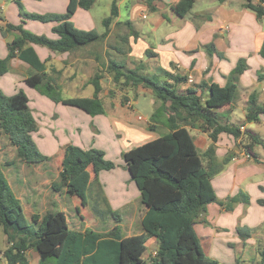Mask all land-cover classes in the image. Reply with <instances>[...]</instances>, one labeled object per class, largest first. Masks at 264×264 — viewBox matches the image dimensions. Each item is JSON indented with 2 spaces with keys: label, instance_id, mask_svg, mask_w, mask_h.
<instances>
[{
  "label": "crops",
  "instance_id": "crops-1",
  "mask_svg": "<svg viewBox=\"0 0 264 264\" xmlns=\"http://www.w3.org/2000/svg\"><path fill=\"white\" fill-rule=\"evenodd\" d=\"M115 1L118 15L110 23L109 34L102 39L101 43L91 42L66 52H54L45 46L30 44L39 59L45 63V71L58 86L65 85L76 88L78 91L76 95L64 98L92 97L94 87L91 79L99 70L108 73L107 66L110 61L120 64L124 62L122 65L131 69L141 64L145 65L141 69L144 74H151L155 66L159 65L158 67L171 73L190 76L192 81L181 85V88H185L201 83L226 85L235 59L245 57L247 68L239 75L236 82L237 91L241 90L239 100H233L217 108L216 112L223 124L238 125L242 128V132L245 129H252L261 139H264V114L259 116L258 122L245 120L248 96L252 91H257L255 88L258 86V71L264 69V57L259 55L260 47L264 43V17L257 19L255 13L246 7V0H195L190 11L182 17L178 16L171 7L178 0H153L151 4L145 0ZM114 29L123 31L120 40L126 43V48L124 49L121 44H113L115 56L108 57L109 49L112 47L107 39ZM132 31H135L137 36L132 35ZM249 44L254 48L251 58L246 52ZM96 45L103 49V58L100 60H98L99 55L92 51ZM84 49H87L86 52H83ZM147 49L154 52L152 58L146 57ZM1 50L0 57L7 54L5 50ZM9 68L15 74H11L13 79L9 78V72L3 74L9 80L8 90L14 91V85L18 84L26 86L22 90L28 96L30 112L37 122V129L31 133V136L37 149L49 157L47 161L34 165L43 169L34 172L28 170V164L19 158H17L18 162L13 161V165L20 166L17 173H21L24 179H21L22 185L18 193L14 191V188L20 181L15 171L11 170L12 164L7 168L8 177L4 174L20 202L24 194L28 196L26 203L30 207L28 211L26 205V211L30 215L37 213L35 211L37 206L44 201V195L37 191L38 184L41 185L45 181L47 174L45 164L52 157H56L59 163L57 179L64 146L71 143L84 149L94 147L102 150L107 160H113L115 155L122 169H116L117 165L110 170H100L96 175V178L101 179L102 187H100L110 205L107 207L112 210L120 206L126 210L124 217L119 215L116 224L121 227L126 223L137 226L135 231L130 230L124 233L126 236L140 233L141 219L146 207L140 202V192L125 167L122 153L163 135L158 131V120L155 122L152 119V114L160 102L156 100L151 90L142 86L137 87L139 93L150 97L152 106L148 109L149 116L141 117V119H147L146 125L143 126L136 120L133 121L126 112L119 110L118 104H114V98L117 95L121 96L120 94L124 92L115 90L109 76L102 78L101 81L106 85L101 84L98 94L103 113L90 115L76 106L55 102L42 92H34L35 88L28 86L25 82L27 75L34 71L27 62L13 57L9 61ZM87 86L88 88H85ZM260 86H262V93L257 91L258 102L264 104L263 83ZM29 91L33 92L32 105ZM112 91H114L113 94H111ZM202 93L203 97L207 96V87L203 88ZM128 101L131 103V108L132 104L139 102V100H131L130 97ZM120 104H125L122 99ZM125 107L128 106L125 105ZM235 108L241 110L238 117L240 119L237 120ZM233 120H236L235 123ZM166 130L168 131V128ZM189 132L196 147L199 146L202 152L205 151L211 142L208 134L197 127L189 128ZM243 141V134L238 138L228 133H221L218 136L215 154L217 162H221L229 152H235V154L211 178L216 200L205 206V210L198 215L194 223V230L202 251L220 264H257L258 262H254V257L260 255L264 247V212H262L264 210V156L260 155L257 158L246 156L241 147ZM30 174H36L34 181L28 178ZM96 178L90 170L88 185ZM56 179H52L51 189V184ZM25 183L28 185L26 188V191L29 190L28 195L23 191L24 187H27L23 186ZM60 191L65 192L64 189ZM130 191H132V199ZM120 194L121 197H119ZM256 200H261L262 205L257 204ZM50 203L55 206V201L52 200ZM79 204L80 207L75 205L78 214L80 209L89 207L87 197L86 204L82 205L81 200ZM44 209L47 210V208ZM64 212L66 214V211ZM156 249L157 240L155 237H150L146 242L143 258L149 259L155 255Z\"/></svg>",
  "mask_w": 264,
  "mask_h": 264
},
{
  "label": "trees",
  "instance_id": "trees-1",
  "mask_svg": "<svg viewBox=\"0 0 264 264\" xmlns=\"http://www.w3.org/2000/svg\"><path fill=\"white\" fill-rule=\"evenodd\" d=\"M151 4L153 0H145ZM195 0H178L172 4L178 16H184ZM95 0H68L66 11L61 15H30L43 21H59L52 28L56 37L36 35L10 23L7 30H19L20 36L7 43L8 54L0 58V75L8 71L13 57L30 64L34 70L25 78L28 86L40 88L41 92L55 102L76 106L90 115L103 113L99 98L102 78L99 70L91 79L94 87L92 97L64 98L59 86L45 71L42 62L30 44L45 46L54 52L71 51L79 46L102 40L109 34V25L117 17L116 1L111 4L110 14L103 19L105 30L80 29L69 18L78 7L89 9ZM246 7L257 19L264 17V0H246ZM132 35L137 36L135 31ZM146 57L154 53L147 49ZM259 55L264 57V43ZM239 60L234 72L229 74L224 86L216 83H201L181 88L187 82L186 75L171 73L156 67L151 74L139 73L140 66L127 68L110 61L107 72L113 73L111 81L121 90L126 86L148 88L160 104L152 114L157 121L160 112L166 114L168 131L162 136L145 142L122 153L131 179L140 192V202L146 207L141 219L142 231L126 236L119 224L106 232L86 228L84 231L71 229L63 210L48 211L44 215L33 213L27 220L20 199L11 189L0 166V226L7 240L3 250L6 264H29L26 251L33 248L39 255L38 264H220L205 255L194 230L195 219L205 206L216 200L211 178L235 154L229 152L221 162L216 160V142L221 133L244 136L242 149L255 157L253 147L262 144V139L252 129L241 131L238 125L221 122L216 109L233 101L237 91L236 81L246 69V63ZM264 74L258 72V82ZM208 94L203 97V88ZM114 91L111 92L113 94ZM125 103L127 96L122 95ZM28 96L20 89L10 96L0 91V136L7 135L16 149L17 157L26 164L37 165L49 159L36 147L31 133L37 129V122L28 106ZM264 114V104L258 102L257 91H252L245 106V120L258 122ZM197 127L208 134L211 142L200 154L189 132ZM151 128V127H150ZM205 159V163H204ZM10 160L6 165L12 164ZM115 167L113 161L104 157L100 149L81 148L75 144L63 147V157L58 180L52 182L54 191L64 189L70 196H77L86 204V189L90 182V170L94 178L100 170ZM77 210L79 208L77 207ZM117 221L119 215L108 208ZM150 237L157 240L155 255L143 258L146 242ZM261 255L264 256V247ZM257 264H264V260Z\"/></svg>",
  "mask_w": 264,
  "mask_h": 264
},
{
  "label": "rangeland",
  "instance_id": "rangeland-1",
  "mask_svg": "<svg viewBox=\"0 0 264 264\" xmlns=\"http://www.w3.org/2000/svg\"><path fill=\"white\" fill-rule=\"evenodd\" d=\"M67 2L68 0H0V51H2L1 49H3V51L5 50V53L8 54L7 43H9L13 38L20 36L19 30H14V29L7 30L5 25L1 21L5 23H10L15 26L19 25L22 27V29L29 31L33 34L43 35V36H46L47 38L54 39L56 36H55V33L52 31V28L55 25H57L59 21L53 20V19L43 21L40 19L32 18L30 17V15H38V16H46V15H53V14L61 15L65 13L66 11ZM111 2L112 0H95V2L92 4V6L89 9L78 8L77 11L69 18V20L76 27L80 29H85V30L95 29L99 33H102L105 30L102 24V21L104 18H106L110 14V9H111V4H112ZM122 32L123 31L120 29L118 30L114 29L110 33L107 39V42L110 45V47H112L113 44H121L124 49L126 48V43L120 40V36L122 35ZM94 42L101 43L102 40H98ZM253 49H254L253 46L249 44L246 52L248 53V57L250 58L252 57L251 52L253 51ZM86 50L87 49H84L83 52H86ZM109 50L110 51H109L108 57L115 56L116 52L113 49V47L110 48ZM92 51L96 52L99 55L98 60L103 58V49L101 46L96 45L95 47L92 48ZM7 54L6 55L4 54V56L0 58L2 59L5 58ZM122 57H125V56H122ZM242 59H243L242 62L246 63L245 57L236 58L234 61V67L232 68L231 71H229V73L234 72V70L238 66L239 60H242ZM141 65H139L141 67L139 70V73H142L141 69L142 67L145 66V65H142V66ZM158 66H155V67H158ZM246 68H247V65H246ZM10 70L11 69L8 67V71H7L9 72L8 76L9 78L13 79V76L11 74H15V72L13 71L11 72ZM258 72H261L264 74V69L259 70ZM103 74L104 76H107V77L109 76L110 79L113 75V73H105V72ZM102 83L106 85V83L104 82ZM261 83H263L264 85V79L258 82V86L255 88L260 93H262V90H261L262 86H260ZM89 87L92 88L91 85H89ZM9 88H10L9 80L6 78L5 75L4 76L3 74L0 75V91L6 96H10L11 93H14V91L17 92L22 88H26V86L24 84L14 85V91L8 90ZM85 88H88V86ZM114 88L115 90L118 89L124 92L125 95L127 94L126 95L127 100H125V104L127 103L129 97L131 98V100H134V101L139 100L138 103L132 104V108L125 107V104H122V105L120 104V99L122 98V95H123L122 93L120 94L121 96L117 95L114 98V104L115 105L118 104L120 106L118 109L126 112V114L129 115L133 121L136 120L137 123L145 126L147 119L139 120L138 118L136 119V117H138V115L142 118L145 115L149 116L148 109L152 107L150 104V97L146 94L139 93V91L137 90V87L126 86L124 87L123 90H121L119 86L114 85ZM59 89H60V94L62 97H72V95H76L75 93H78V91H76V88L66 87L65 85H60ZM38 91L41 93V89L39 87L34 89V92H38ZM240 91L241 90L236 91V94L233 100H239V97L241 95ZM28 93L30 96V104L32 105L33 100H31V98H32L33 92L29 91ZM239 108L234 109V111L236 112V117H237L236 120L240 119L238 118L240 117L239 114L241 113V110ZM165 117H166L165 113L160 112V115L158 117V124H159L158 131L161 132L162 134H165L167 132ZM235 121L233 120L234 123ZM197 149H198V152L202 154L201 148L199 146L197 147ZM254 151H255V158H257V156H260V155L264 156V139H262V144L255 145ZM17 158L18 157L16 155L15 147L10 143L8 136L2 134L0 136V166H1L3 173L6 176L9 175V170H7L8 165H6L7 160L10 159L14 162H18ZM111 161H113L115 166L118 165L116 169L122 170L121 167L119 166L120 165L119 160H117V157L115 155H114V159ZM45 166L47 169V174L45 175L46 179L41 185L38 184L39 188L37 190L40 194L44 195V201L39 203V205L37 206L38 208L35 210L40 216L44 215L48 211H53L54 209L55 210L63 209L64 211H66V215L68 218L70 228L75 229V230H81V229L85 230L86 228H90L97 232H106L110 230L116 224L117 220L111 214L108 213L107 205L109 204L107 203V198L105 196V193L101 189L102 186L100 185V181H101L100 178L97 177L95 181H92L91 184L88 185L87 190H86V197L88 200L87 205L89 207L86 209L84 208L80 209V212H79L80 215H79L76 211V206H75V205H78L80 207L79 202L81 199L79 197L70 196L66 192H62V191L55 192L50 188V183L52 179H56L57 170L59 169V163H58L57 158L52 157V159L48 163H46ZM11 167H12L11 170L15 171V175L18 176V179L20 181L18 183V186L14 188V191L18 193L22 185L21 179L22 180L24 179L21 173L19 172L17 173V169L20 168L19 165L12 164ZM27 168L28 170L32 172L37 171V170H43L40 167H36L32 164H28ZM30 175L28 176V178L30 177L29 179H31V181H34L36 179V174H32L31 176ZM57 180L58 178L55 181ZM23 186H27V187H24L25 189H23V191L27 193L28 195L29 190L26 191V188H28V185H26L25 183L23 184ZM130 192H131L130 194H131V199H132L133 198L132 191ZM119 197H121V194ZM27 198L28 196L24 194V196L21 197V203L24 209L25 216L27 220L30 221V213L26 211V205H27V210L30 207V205L26 203ZM52 200L55 201V206L51 205L50 202ZM135 202H138V200ZM256 203L262 205L261 200L260 201L256 200ZM56 204L58 206H56ZM44 208H47V210H45ZM112 210L115 211L118 215L121 214V216L123 217H124V211H126L124 207H120V206H116L115 209H112ZM262 212H264V210H262ZM136 228H137L136 225H130L128 223L122 225V229L124 233H127L130 230L133 232L135 231ZM7 245L8 244H7L6 236L4 235L2 228L0 226V264L7 263L3 255V250H5ZM149 245L150 244H148V246ZM26 257L28 259L29 264H38L39 255L37 251L34 250L33 248H30L29 250L26 251ZM262 260H264V256H262L261 254L254 257V262H260Z\"/></svg>",
  "mask_w": 264,
  "mask_h": 264
},
{
  "label": "built area",
  "instance_id": "built-area-1",
  "mask_svg": "<svg viewBox=\"0 0 264 264\" xmlns=\"http://www.w3.org/2000/svg\"><path fill=\"white\" fill-rule=\"evenodd\" d=\"M187 81L188 82H191L192 81V79H191L190 76H188ZM125 105L128 106V107H130L131 106V103L129 101H127V103ZM138 118L141 119V117H138ZM240 129H242V128H240ZM246 156L249 157V154L246 153Z\"/></svg>",
  "mask_w": 264,
  "mask_h": 264
},
{
  "label": "water",
  "instance_id": "water-1",
  "mask_svg": "<svg viewBox=\"0 0 264 264\" xmlns=\"http://www.w3.org/2000/svg\"><path fill=\"white\" fill-rule=\"evenodd\" d=\"M3 22V21H2ZM3 24H4V22H3Z\"/></svg>",
  "mask_w": 264,
  "mask_h": 264
}]
</instances>
